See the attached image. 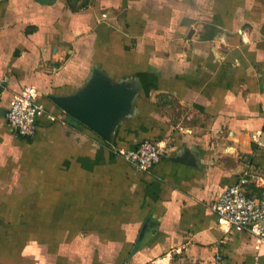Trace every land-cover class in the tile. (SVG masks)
I'll use <instances>...</instances> for the list:
<instances>
[{
	"label": "crops",
	"instance_id": "1",
	"mask_svg": "<svg viewBox=\"0 0 264 264\" xmlns=\"http://www.w3.org/2000/svg\"><path fill=\"white\" fill-rule=\"evenodd\" d=\"M134 91L109 141L53 96ZM0 264H264L212 204L264 174V0H0ZM33 138L5 114L25 88ZM164 148L142 171L115 153Z\"/></svg>",
	"mask_w": 264,
	"mask_h": 264
},
{
	"label": "built area",
	"instance_id": "2",
	"mask_svg": "<svg viewBox=\"0 0 264 264\" xmlns=\"http://www.w3.org/2000/svg\"><path fill=\"white\" fill-rule=\"evenodd\" d=\"M45 110L37 102V91L27 87L16 96L5 117L19 135L33 138L38 119ZM115 153L137 169L150 171L161 159L164 148L148 138L134 149H115ZM212 211L217 224L236 231L250 232L264 240V174L259 169H248L227 185L216 197ZM215 264H223L218 260Z\"/></svg>",
	"mask_w": 264,
	"mask_h": 264
},
{
	"label": "water",
	"instance_id": "3",
	"mask_svg": "<svg viewBox=\"0 0 264 264\" xmlns=\"http://www.w3.org/2000/svg\"><path fill=\"white\" fill-rule=\"evenodd\" d=\"M133 95L129 84L115 83L97 73L79 93L52 99L68 114L111 141L114 127L130 112Z\"/></svg>",
	"mask_w": 264,
	"mask_h": 264
}]
</instances>
